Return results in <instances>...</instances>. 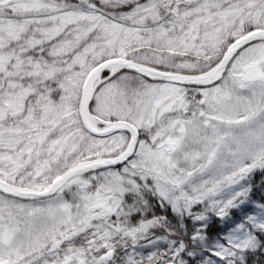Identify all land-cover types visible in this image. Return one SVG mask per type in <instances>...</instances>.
Here are the masks:
<instances>
[{
  "label": "snow or ice",
  "instance_id": "snow-or-ice-1",
  "mask_svg": "<svg viewBox=\"0 0 264 264\" xmlns=\"http://www.w3.org/2000/svg\"><path fill=\"white\" fill-rule=\"evenodd\" d=\"M0 264H264V0H0Z\"/></svg>",
  "mask_w": 264,
  "mask_h": 264
}]
</instances>
